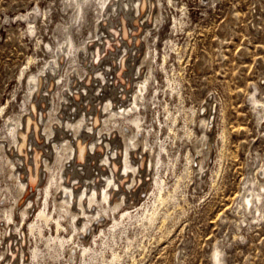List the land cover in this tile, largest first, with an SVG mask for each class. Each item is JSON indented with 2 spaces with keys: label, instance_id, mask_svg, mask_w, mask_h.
<instances>
[{
  "label": "rangeland",
  "instance_id": "rangeland-1",
  "mask_svg": "<svg viewBox=\"0 0 264 264\" xmlns=\"http://www.w3.org/2000/svg\"><path fill=\"white\" fill-rule=\"evenodd\" d=\"M158 1L151 0V3L155 6L154 11L158 10L161 14L160 23L144 41L153 58L152 78L155 79H150L145 105L138 108L141 124L146 123L144 127L149 132L146 133L144 128L138 131L133 125L128 129L135 130L134 133L138 131L147 138L146 147L153 161L162 160H159L157 166L154 164L145 182L141 181L132 189V194L126 197L130 205L128 203L123 207H130V213H135L137 218L123 219L121 226L125 229L121 226L118 229L117 226V230L107 231L105 223L109 224L111 216L114 214L117 217L119 213L117 210L109 211L110 217L107 216L101 223L106 228L104 233L96 229L94 238L90 233L81 240L84 245L87 242L88 246L92 245L97 251L92 252L97 254L86 253L85 259L80 256L84 261L76 257L74 262L69 259L66 251H61L59 258L55 253L52 255L53 251L45 250L44 246V236L56 234L53 224L44 226V236L35 231L28 235L25 232L27 223L35 218L43 206L42 191V199L38 198L23 224L24 238L27 239L25 245L33 247L36 241L43 253L48 252L44 254L45 260L39 258L33 264H102L99 260L102 254L106 260L111 261L109 264H212L211 253L215 247L221 250L220 257L225 264H264V190L261 191L262 199L257 205L258 209L254 205L247 212L240 205L245 188L250 184L256 193L257 183L264 180L261 173L264 167V123H259L258 115L249 101L253 92L260 101H264V0ZM62 3L63 0H0V133L4 131L5 118L26 108L24 93L28 76L36 74L54 55L52 50L62 36V27L58 24L71 20V6L63 9ZM30 10L36 13L33 15ZM28 11L31 15L28 19L17 18L19 12ZM82 14L79 28L71 30L75 44L82 43L83 37L92 35L97 21L92 5L84 7ZM30 24L32 32L29 31ZM114 24V29L121 31L119 23ZM134 27L136 25L132 28L135 30ZM127 28L130 30L125 24L128 32ZM116 37L120 42L121 35L117 34ZM109 39L114 38L110 36ZM69 56L71 60L72 56ZM67 60L68 57L62 61L64 63L60 70L63 75L50 87L49 96L48 91L42 88L44 92L40 91L37 99L50 104L46 118L43 121L39 119L44 133L42 135L47 140L44 138L42 144L43 148L46 146L43 149L46 154L52 151V142L58 132L73 135L72 129L68 130L61 123V120H66V116L63 117L65 120L59 119L57 113L67 108L68 111L72 109V114L82 110L69 100L68 103L63 102L62 108V92L70 96V92L65 90L67 86H64L66 69L73 72L76 65L80 69L79 75L84 78L86 73L81 69V62L74 60L71 64ZM104 66L107 67L106 64ZM95 68L99 66L91 71ZM122 76L126 79L124 74ZM92 77L95 81L93 79L87 90L80 88V80L83 78L79 77L73 90L85 91H81L79 103L97 106L102 92L110 88L103 81L102 88L97 89L101 78L97 79L95 74ZM207 101L215 103L213 127L209 130L201 126L204 114L199 113V107H206ZM43 111L46 112V108ZM118 118L116 125L127 123L123 116ZM49 125L56 126L51 137L43 130V127ZM85 129L87 135H94ZM99 129L104 133L103 138H109L105 125L98 126L96 130ZM205 131L210 135L209 151L203 143ZM165 149L166 152L162 151ZM156 150L162 156H159L158 151L157 155ZM87 154V169L95 173V166L100 163L94 158L97 153L88 150ZM201 154L204 157L203 172L199 175L194 170ZM155 156L160 158L157 160ZM90 160L95 162L91 166ZM61 164L59 161L52 165L58 167ZM4 173V170L0 172V184L3 185L2 190L9 194L5 190L8 180ZM159 178L163 180L160 184V194L166 198L163 201L157 200L160 186L155 181ZM49 207L53 208L51 202ZM154 211L156 220L150 223L145 219L138 220L142 213ZM113 231L115 233L111 235ZM61 233L67 234L65 231ZM113 252L119 255L115 260H111ZM93 255L99 256L96 258L99 262L96 259V262L93 261Z\"/></svg>",
  "mask_w": 264,
  "mask_h": 264
},
{
  "label": "bare ground",
  "instance_id": "bare-ground-1",
  "mask_svg": "<svg viewBox=\"0 0 264 264\" xmlns=\"http://www.w3.org/2000/svg\"><path fill=\"white\" fill-rule=\"evenodd\" d=\"M62 4L63 9L71 6V20L66 23L58 24V26L60 25L62 27V36L57 40L55 48H53V50L51 49L54 55H51L52 58H50V60L46 62V65L39 69L36 74H31L28 76V79L26 78V93H24V98L27 101L26 108H23V111L16 112L5 118L3 124L4 131L0 133V172L2 170L5 172L4 175L8 180L5 185V190L9 192L8 194L3 191V185L0 184V264H30V262L33 264L35 260L39 261V258L43 259V257L48 254L49 250L53 251L52 255L55 253L59 258L62 252L66 251L67 255H69V259L74 262L76 261V257L80 258V256L84 257L86 253H93L92 251H95V249L92 248V245L88 246V242L87 245H84L81 243V240L87 235H90V233H92V237L94 238L96 236V229V231H100L102 234L104 233L105 227H103L104 225L101 223L109 216V211L114 212L117 210L119 213L117 217L112 213V221L109 224L105 223L108 227V229L105 228L107 231L117 230V226L119 229V226H121L125 218L126 220L128 218H135V213L134 215L130 213V207H123L128 203L130 205L126 197L132 194V189L136 188L141 181L143 183L145 182L147 174L151 171L154 164L156 165L159 160H162H158V158H160L159 156L162 154H159L160 151L158 150H156V154L158 151L159 156H155L158 161H156V159L155 161H153L154 159L152 160L149 149L146 147V145L148 146V142L146 143L145 140L147 138H145L142 133H138L141 128H144L146 133L149 132L148 128L144 127V125L147 124H141L142 118L138 110L139 106L145 105L147 97L146 92L150 85V79L152 80L154 78H152V68L154 64H152L149 46H147L144 41L147 35H149L153 29H156L160 23V12L156 10L151 14L152 16L150 15L149 19L147 18L149 13H151V0H93V2L92 0H63ZM88 5L94 7L97 21L94 23L92 35L86 38L83 37L82 43L75 44L71 30L72 28L75 30L79 28L82 22L81 20L83 19V8ZM35 13V10L31 11V14L34 15ZM30 16L29 11L28 13L19 12L17 18L24 20ZM135 17L138 18L135 19ZM114 22L119 23L122 33L114 29ZM28 23L29 22H27V24ZM31 24L29 26L30 32L33 30ZM125 24L129 26L131 35L134 34L132 38L131 35L130 37L127 35ZM135 25L136 27L134 28L136 29L134 30L132 28ZM117 34L121 35L120 42L116 40ZM110 36L114 39H109ZM132 39L133 42L131 43ZM108 50L107 56H105L103 60H100ZM101 51H103V54H101ZM69 55L72 56L71 60ZM66 57H68L67 63L69 62L72 64L74 60L81 62V69L86 73L84 74V78L82 75H79L80 69L76 65L73 67V72L69 71L70 69H66L67 78L64 86H67L65 90L70 92V96L66 92H62L61 97L63 100L62 103H60L63 108V102L66 101L68 103L67 100H69L72 102V105L75 106L76 104L78 105L76 107L82 110L72 114V109L71 111L69 110V112L67 108L57 113V118L59 119H64L63 117L66 116V120H61V123H63L64 127L68 128V130L72 129L73 135L70 136L67 133L63 134L58 132L55 141L53 140L54 142H52L54 143L52 151L49 152V154L44 152L41 159V170L44 171L41 173L43 175V178L41 176L43 182L40 180L37 186H35V182L37 183V181H35L36 177L33 179L32 165L28 163L30 162L28 161V154L25 153L22 148L25 143V138L20 130L24 126L29 128L30 115L35 113L37 108L40 112V115L38 114V119L43 121V119L46 118L47 112L50 110V104L47 105L44 101H37V99L40 91H43L42 88H44L45 92L48 91V95L49 89H51L50 87L62 77L63 74L60 69L62 63H64L62 61L65 60ZM103 64H106L107 67L104 66L105 68H103ZM95 66H99V68H95L91 71ZM70 67H72V65L69 66V68ZM123 70H125L124 73ZM94 74L97 79L101 78L100 82H98L97 89L102 88L103 85L101 83L105 81L110 90L102 92L103 94H101L100 97L101 101L97 106H93L90 103L83 105L79 103L82 90L76 89L75 91L73 88L78 82L77 79L79 77L83 78L80 80V88L87 90L92 84L94 79L92 76ZM123 74L126 79L123 78ZM77 75L79 76L77 77ZM251 95L249 101L252 104L253 110L258 115V121L259 123H264V101H260L256 97L257 94L255 95V92ZM72 107L73 106H71V108ZM210 107L211 103L207 101V112L203 115L202 119L200 118L201 126L206 127L207 130L211 127L209 120L211 116ZM44 108H46V112L43 111ZM76 110L77 109H75V111ZM88 114L91 115V117H87ZM69 116L72 117L69 118ZM121 116L124 117L123 120L127 123L124 122L125 124L116 125L119 122L118 117ZM174 119L175 118L172 120ZM87 120L90 122H86ZM100 125H105L109 138H103L104 133L102 129L96 130ZM130 125H133L138 130L137 133H134V129V131H132L131 128L128 129ZM55 128V125H49L43 127V130L48 137H51ZM84 128H87L89 132H93L94 135H87L88 133H86V129L84 130ZM40 129L42 132V126ZM115 131L117 132L116 137ZM42 134L44 133L42 132ZM157 137L158 136H156V138ZM202 137H205L203 143L207 145V151H209L211 145L209 133L205 131ZM35 138V145L30 139V148L34 146L35 159L33 163L37 172L39 161L36 159L38 153L35 150L36 145L38 144L41 146L40 149H42V151L45 150L44 148H46V146L44 148L42 147V144L45 142V136L42 135V138L35 136ZM19 141H21V145H19ZM81 142H84V145H82ZM62 145L64 146L62 147ZM82 146L88 149L83 152ZM162 148L164 149V147ZM60 149L61 152H59ZM150 149L152 148L150 147ZM76 150L79 152L78 155L75 154ZM88 150H93L94 153H97L94 158H97V162H100L95 166L97 170L95 173L90 172L92 170L88 171V167L85 164L86 159H88L86 158ZM166 150L167 149L162 151L166 152ZM202 154L204 153L202 152ZM202 154L198 158L196 169L194 170L196 174L199 175L203 170L202 163L204 157ZM94 160H90V166L95 163ZM59 161L62 163L60 166L58 165V167H56L52 165L53 162ZM116 163H119V165H116ZM156 169L158 170V167ZM261 173L264 177V167ZM161 178L155 181L159 186L163 182ZM52 185H54V193H52L53 190H51ZM256 188V193H254L253 187H251L250 184L245 188V192L240 201L243 211L250 212L254 205H256L254 207L258 209L257 205L262 199L261 191L264 190V180L259 184L257 183ZM160 189L161 186L159 188L157 200L163 201L166 198L160 194ZM42 191L44 194L42 196L44 199L42 203L43 206L37 211L38 213L35 215V218L27 223V231L25 232H27L28 235V233L34 234L35 231L39 235L44 236V226L53 224L56 234H49V237L44 236V244H46L44 246H46L45 250L48 251H46L47 254L43 253V250L36 245V241L34 246L32 245L33 247H28L27 244L25 245V240L27 239L24 238L23 232L25 218L32 211L38 198H41ZM50 202L53 208L49 207ZM155 213L156 211L150 213L144 212L141 215L138 213L140 215L138 220L145 219L150 223L156 220L154 217L156 215ZM121 228L125 229V227L122 226ZM61 231H65L67 234L62 235L63 233H61ZM113 233L115 232L113 231L112 234H110L113 235ZM34 237L36 238L37 236L35 235ZM116 253H112L111 260L118 258L119 255ZM220 253L221 250L219 247L213 249L211 253L212 264H225L220 257ZM93 254L95 255L97 253ZM94 255L93 261L99 257ZM48 257L51 256L48 255ZM85 258L86 257H84V259ZM45 259L46 258L43 260ZM80 260H82V257ZM99 260L102 261V264H109V262H111L108 261V259L106 260L103 254L100 255Z\"/></svg>",
  "mask_w": 264,
  "mask_h": 264
}]
</instances>
